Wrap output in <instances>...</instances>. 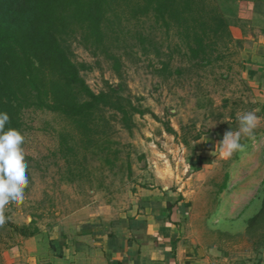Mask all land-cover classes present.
Here are the masks:
<instances>
[{
    "label": "rangeland",
    "instance_id": "374dc122",
    "mask_svg": "<svg viewBox=\"0 0 264 264\" xmlns=\"http://www.w3.org/2000/svg\"><path fill=\"white\" fill-rule=\"evenodd\" d=\"M141 27L149 29L152 38L150 54L126 48L122 41L116 44L119 73L101 54L77 41L71 43V59L94 93L120 85L121 94L146 111L133 117L131 132L107 111L112 132L88 147L63 117L45 111L23 113L29 184L24 201L6 207L8 219L0 226V264L16 263L17 251L30 238L20 229L31 222L32 229L49 234L79 210L119 213L147 194L163 193L164 179L173 182L165 190L168 195L185 193L189 201L183 217L187 235L216 249L227 264L252 261L264 248V221L247 230L264 197V122L258 121L254 138L242 136L244 151L231 158L225 159L218 146L226 131L237 128L238 117L258 113L241 74L238 46L219 44L210 61L200 64L179 51L181 41L173 31L166 34L150 19ZM60 134L66 135L71 148L65 156L59 149ZM214 137L219 139L217 154L203 157L201 168L206 170L195 173L198 164H189V159L198 163L200 158L193 151L195 138L200 144ZM187 176L194 179L184 185Z\"/></svg>",
    "mask_w": 264,
    "mask_h": 264
},
{
    "label": "trees",
    "instance_id": "16d2710c",
    "mask_svg": "<svg viewBox=\"0 0 264 264\" xmlns=\"http://www.w3.org/2000/svg\"><path fill=\"white\" fill-rule=\"evenodd\" d=\"M147 19L166 34L173 31L181 41L179 51H184L191 62L206 64L219 44H239L232 39L230 21L216 0H0V111L8 112L9 126L21 132L24 144L22 115L29 110L63 117L86 139L88 147L112 132L107 111L124 129L132 131L133 117L146 111L123 96L120 85H107L105 91L94 93L81 77V67L71 59V43L77 41L101 54L119 73L121 55L116 44L122 41L126 48L150 54L153 41L149 29L145 32L141 27ZM164 65L162 71H166ZM60 140L62 155L65 150L71 152L66 135L60 134ZM197 164H204L202 157ZM180 200L181 196L169 213ZM262 220L264 197L259 211L248 220L247 230L253 231ZM32 226L33 222L22 227V235L40 233Z\"/></svg>",
    "mask_w": 264,
    "mask_h": 264
},
{
    "label": "crops",
    "instance_id": "0c3cea01",
    "mask_svg": "<svg viewBox=\"0 0 264 264\" xmlns=\"http://www.w3.org/2000/svg\"><path fill=\"white\" fill-rule=\"evenodd\" d=\"M216 1L230 21L232 39L239 43L241 74L258 110V121L263 123L264 0ZM218 140L197 141L193 151L200 158L214 157ZM189 164L197 163L189 159ZM196 170L206 169L198 165ZM193 179L187 176L184 185ZM161 182L163 193L147 194L119 213L73 212L53 232L43 231L25 240L14 264H227L216 249L187 235L183 217L189 201L185 193L168 195L165 190L173 184L170 179ZM179 196L182 200L169 213ZM243 264H264V248L257 258Z\"/></svg>",
    "mask_w": 264,
    "mask_h": 264
},
{
    "label": "clouds",
    "instance_id": "9594fccd",
    "mask_svg": "<svg viewBox=\"0 0 264 264\" xmlns=\"http://www.w3.org/2000/svg\"><path fill=\"white\" fill-rule=\"evenodd\" d=\"M255 111H248L238 117V125L226 131L219 142L220 154L231 158L234 153L244 151L242 136L254 138L258 125ZM10 125V116L6 111H0V226L8 217L6 207L10 203L20 204L25 199V189L29 184L28 165L24 155V136Z\"/></svg>",
    "mask_w": 264,
    "mask_h": 264
}]
</instances>
